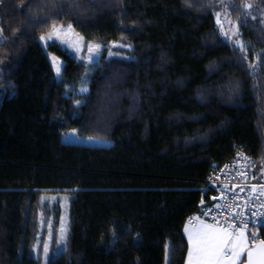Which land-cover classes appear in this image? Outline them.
<instances>
[{"label":"trees","instance_id":"16d2710c","mask_svg":"<svg viewBox=\"0 0 264 264\" xmlns=\"http://www.w3.org/2000/svg\"><path fill=\"white\" fill-rule=\"evenodd\" d=\"M229 3L244 49L216 0H0V264H45L54 195L70 226L46 264H185L212 165L243 151L264 179V0ZM56 25L124 58L80 94L84 64L50 43L58 80L40 42ZM71 129L113 144L63 143Z\"/></svg>","mask_w":264,"mask_h":264},{"label":"rangeland","instance_id":"374dc122","mask_svg":"<svg viewBox=\"0 0 264 264\" xmlns=\"http://www.w3.org/2000/svg\"><path fill=\"white\" fill-rule=\"evenodd\" d=\"M230 7L229 0H216V15H217V25L221 30L222 35L229 40L235 46H238L240 49H244V43L242 41L241 32L237 23L232 19L231 15L227 11ZM71 27L72 32L68 36L60 35L57 38L56 35H51L52 30L49 33L43 34L39 37L42 46L45 48L48 58L52 64L55 78L60 79L62 77V71L64 67V61L55 55L52 52H49L47 47L50 43H58L61 45L62 49L66 50L68 54L80 61L85 66L84 73L82 75L81 81L78 84V91L80 94H86L89 92V81L90 76L93 74L94 70L99 66V63L102 61V57L105 54L106 60H110L112 58H121L122 49H126L123 44L119 43H108L103 44L99 41H86L83 36L77 32L71 25H56L55 27L60 28L62 31H67L68 27ZM44 37L45 39H41ZM107 49V50H105ZM118 50V51H117ZM59 69V71H57ZM82 89H86V91H82ZM227 89V88H226ZM228 90V89H227ZM61 140L63 143L70 144H80L85 146H93V147H108L113 144L112 141L96 138V137H88L83 136L78 133L77 129H71L68 132L62 134ZM41 205H51V207L47 206V209H44V214L48 213L49 219L48 224H45L43 228L46 229V244L44 245V263L46 264L48 261V256L51 254V250L54 247L55 253L63 252L67 247V237L69 233V199L67 197H63L61 195L54 196H43L40 200ZM58 206V208H56ZM56 209L59 210L56 211ZM50 212V213H49ZM43 216V213L41 214ZM58 217V218H57ZM202 221H198L194 224L187 223L185 229L187 228L189 231H194L198 229L202 225ZM44 223L42 222L41 225ZM207 224V223H204ZM61 228L65 230L64 239L61 237ZM42 227L40 226V235H41ZM43 231V230H42ZM185 237L188 242V252L186 256L185 264H188L189 261V249L191 248V244L188 239V232L184 231ZM238 237L243 234L244 239L246 240L245 247L246 249L250 248L249 244V234L246 232H238L235 233ZM39 235V237H40ZM54 242L56 243L54 245ZM45 246L47 247V252H45ZM244 259V260H243ZM243 260V261H242ZM167 264H169V251L166 257ZM245 261V256L241 257L237 264H241Z\"/></svg>","mask_w":264,"mask_h":264},{"label":"built area","instance_id":"2783aa9c","mask_svg":"<svg viewBox=\"0 0 264 264\" xmlns=\"http://www.w3.org/2000/svg\"><path fill=\"white\" fill-rule=\"evenodd\" d=\"M258 162L240 151L224 163H214L206 180L205 197L190 223L203 221L249 234L250 246L264 240V179ZM227 221V225L225 224Z\"/></svg>","mask_w":264,"mask_h":264},{"label":"snow or ice","instance_id":"6c2138e0","mask_svg":"<svg viewBox=\"0 0 264 264\" xmlns=\"http://www.w3.org/2000/svg\"><path fill=\"white\" fill-rule=\"evenodd\" d=\"M251 7V5H245ZM72 32L71 27L67 31H62L60 28L53 27L51 35L68 36ZM41 39H45L41 37ZM59 71V69H57ZM86 91V89H82ZM227 225V221H225ZM188 232L189 243V261L188 264H237L241 257L246 256L245 264H264V240L253 243L251 248L246 249V240L241 234L239 237L225 227H218L216 224H204L194 231ZM65 230L61 228V239L63 240ZM254 249V251L252 250ZM45 252L47 247L45 246Z\"/></svg>","mask_w":264,"mask_h":264},{"label":"bare ground","instance_id":"6f19581e","mask_svg":"<svg viewBox=\"0 0 264 264\" xmlns=\"http://www.w3.org/2000/svg\"><path fill=\"white\" fill-rule=\"evenodd\" d=\"M201 205H202V202H201V204H200L198 210H197L193 215H195V214H197V213L199 212V210H200V208H201Z\"/></svg>","mask_w":264,"mask_h":264},{"label":"water","instance_id":"95a60500","mask_svg":"<svg viewBox=\"0 0 264 264\" xmlns=\"http://www.w3.org/2000/svg\"><path fill=\"white\" fill-rule=\"evenodd\" d=\"M1 44H2V42H1ZM252 250L254 251V249H252ZM245 259H246V256H245ZM242 264H245V261Z\"/></svg>","mask_w":264,"mask_h":264},{"label":"crops","instance_id":"0c3cea01","mask_svg":"<svg viewBox=\"0 0 264 264\" xmlns=\"http://www.w3.org/2000/svg\"><path fill=\"white\" fill-rule=\"evenodd\" d=\"M184 231H185V228H184ZM243 260H244V259H243ZM243 260H242V261H243Z\"/></svg>","mask_w":264,"mask_h":264}]
</instances>
